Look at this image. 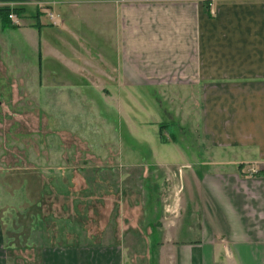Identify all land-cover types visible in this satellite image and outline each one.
<instances>
[{
    "label": "crops",
    "instance_id": "0c3cea01",
    "mask_svg": "<svg viewBox=\"0 0 264 264\" xmlns=\"http://www.w3.org/2000/svg\"><path fill=\"white\" fill-rule=\"evenodd\" d=\"M97 5L114 10L117 20L118 53L109 63L96 59L94 43H84V25L93 31L85 20ZM4 6L24 9L17 28L5 29L0 19V52L18 54L10 62L0 54V84L12 83L13 99L106 96L125 108L126 100L151 94L170 106L167 118L174 107L198 104L220 158L180 171L190 240L174 222L108 220L90 236L85 221L68 218L59 221L54 244L52 220L36 214L14 221L9 233L0 187V264H128L138 243H160L159 264H264V0H0ZM31 6L41 14L39 28L36 15H26ZM38 47L42 62L54 63L42 64L41 75L37 62L20 54ZM2 67H13L12 74ZM73 210L81 211L78 204ZM19 226H27L24 235Z\"/></svg>",
    "mask_w": 264,
    "mask_h": 264
},
{
    "label": "rangeland",
    "instance_id": "374dc122",
    "mask_svg": "<svg viewBox=\"0 0 264 264\" xmlns=\"http://www.w3.org/2000/svg\"><path fill=\"white\" fill-rule=\"evenodd\" d=\"M94 12L85 20L93 31L84 25V43H94L100 50L94 51L96 59L109 63L118 53L114 51L116 16L105 5L95 6ZM36 13L31 6L26 15ZM0 54L10 62L17 53L7 47ZM20 54L37 62L38 75L43 74L42 64L43 68L54 65L45 58L42 62L39 47L37 52ZM5 68H1L5 69L4 75L12 74L13 67ZM86 92L95 94L89 87ZM52 94L54 98L48 100H16L12 97V83L0 84V187L5 193L8 232L12 233L14 221L27 223L36 214L52 220L54 244H59V221L68 218L85 221L84 229L90 236L99 227L103 229L108 220L130 219L135 224L154 220L160 225H184L186 231L181 233V239H192L186 228L191 219L180 171L189 174L187 165L195 164L202 170L203 162L220 158L203 132L198 104L194 109L174 107V114L167 118L165 110L170 106L151 94L149 98L126 100L125 108H119L114 103L117 100L106 96L76 100ZM64 103H71L70 107L67 109ZM168 121L178 124L182 131ZM65 190L80 193L62 196ZM76 204L80 212L73 210ZM25 228L19 226L21 235ZM160 245H133L132 250L138 251L133 255L137 256L127 263L159 264ZM12 260V264L31 263L27 258Z\"/></svg>",
    "mask_w": 264,
    "mask_h": 264
},
{
    "label": "trees",
    "instance_id": "16d2710c",
    "mask_svg": "<svg viewBox=\"0 0 264 264\" xmlns=\"http://www.w3.org/2000/svg\"><path fill=\"white\" fill-rule=\"evenodd\" d=\"M23 8H11L9 6L0 7V19L2 21L3 27L8 28H17L10 19L11 14H15L17 17L21 18L23 14ZM41 14L38 12L34 19L36 20V26L39 28V19Z\"/></svg>",
    "mask_w": 264,
    "mask_h": 264
},
{
    "label": "built area",
    "instance_id": "2783aa9c",
    "mask_svg": "<svg viewBox=\"0 0 264 264\" xmlns=\"http://www.w3.org/2000/svg\"><path fill=\"white\" fill-rule=\"evenodd\" d=\"M17 18H18V17H17L15 14H11V15H10V19L12 20V22H16V21H17ZM17 22H18V21H17ZM17 22H16V23H17Z\"/></svg>",
    "mask_w": 264,
    "mask_h": 264
}]
</instances>
